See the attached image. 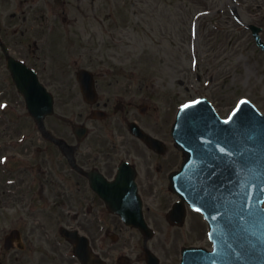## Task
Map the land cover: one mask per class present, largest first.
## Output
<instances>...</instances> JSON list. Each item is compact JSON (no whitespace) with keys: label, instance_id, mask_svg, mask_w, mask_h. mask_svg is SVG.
Returning a JSON list of instances; mask_svg holds the SVG:
<instances>
[{"label":"rangeland","instance_id":"rangeland-1","mask_svg":"<svg viewBox=\"0 0 264 264\" xmlns=\"http://www.w3.org/2000/svg\"><path fill=\"white\" fill-rule=\"evenodd\" d=\"M23 1L0 0L1 29L12 31L13 13L20 22L26 17L33 19L35 12L26 7L31 3L23 4ZM67 1L73 10L69 12L72 19L78 15L77 7L84 6V18L78 15L77 25H64L51 14V25L29 34L31 40L12 45L17 50L16 55L41 69L44 80L57 95L56 113L47 119V127L53 124L55 131L70 133V120H77L82 111L79 101L67 104L64 100L70 86L73 88L70 94L77 95L75 84L69 85L67 90L61 88L60 82L50 79L51 70L57 73L56 69H69L64 75L68 79L72 76L66 74L76 67L113 71L115 86H120L126 97L132 94L135 98L146 97L154 109L142 118L153 126L154 132L167 139L171 152L179 154L180 159L182 154L174 146L169 131L185 102L207 96L220 115L228 117L238 102L247 97L264 112V52L248 28L251 23L264 26V0ZM38 7L36 15L39 17L48 7L45 0H40ZM34 41L38 42L37 50ZM143 81L146 87L141 90L138 84ZM1 87L5 94L0 99L11 104L6 115L16 121L10 127L9 122H4L6 138L10 137L8 133L14 136L28 133V140L18 148L29 147L36 152L39 145L44 146L33 142L34 135L40 134L39 127L30 118L7 76ZM156 119L161 127L154 124ZM72 204L76 210V201ZM52 206L54 220H48L50 225L56 221L55 217L63 219L64 223L71 221L59 206ZM12 213V210L0 209V249L4 234L15 223ZM137 238L135 235V241ZM159 248L164 254L169 249L166 254L171 252V257L177 261L176 247ZM132 253L136 264H145L142 250ZM29 254V250L18 253L20 264H27Z\"/></svg>","mask_w":264,"mask_h":264},{"label":"flooded vegetation","instance_id":"flooded-vegetation-1","mask_svg":"<svg viewBox=\"0 0 264 264\" xmlns=\"http://www.w3.org/2000/svg\"><path fill=\"white\" fill-rule=\"evenodd\" d=\"M61 1V9L57 10L53 8L54 2L45 0L46 5L53 8L51 11L55 17H63L61 23L77 25L78 18H69L67 0H59L56 4ZM29 2L31 4L26 7H31L32 12H35L32 20L26 17L20 22L16 18L17 14H14L13 35L0 28V34L4 38L9 37L8 41L20 44L23 38L31 40L29 34L39 27L45 29V26L51 25L50 21L53 19L50 16L44 13L39 17L36 15L40 0H24L23 4ZM77 8L84 15V7ZM23 27L25 29H21ZM3 71V56L0 55V97L5 94L1 87ZM73 71L70 76L77 72L76 69ZM112 76L111 71H105L104 68L94 71L98 92V99L94 104L87 103L82 94L72 96V86L64 98L67 104L76 100L82 105L77 123L88 126L83 138L80 139L74 132H57L56 127L49 124L52 130L50 133L56 139L52 135L42 137L40 133L39 138L34 135V144L45 143L44 147L38 146L36 152L29 147L7 149V152L14 151L17 155L6 158L7 163H0V209L12 210V218L15 219L12 228L19 230L23 239V243H16L15 247H24L16 249L14 255H11L14 264L21 263L18 253L27 250L30 251L27 264H80L74 255L73 244L61 235H56V229L61 227L63 219L55 217L56 221L49 224V219L54 220L52 204L59 206L68 217V212L74 211L72 220H66L67 223H72L68 226L88 236L93 251L108 264H136L133 263L132 251H141L144 247H150L159 256V264H181L185 247H215L211 235L212 223L200 212L186 206L183 221L170 217V210L181 200L170 188V175L179 168L180 155L173 154L170 148L165 153H159L132 134L128 123L136 121L147 132L166 139L154 132L153 126L142 118L144 113L154 109L153 105L149 101L133 102L123 99L127 95L121 91L120 86H115L117 84L113 82ZM60 79L62 89L68 90L69 85H77L72 83L73 77ZM96 116L104 118L96 119ZM72 121L73 119L70 120L71 123ZM154 124L161 127L157 119ZM4 135L0 132V137ZM8 135L12 138L19 136H14V133ZM59 139L65 142L58 143ZM123 162L129 164L120 170ZM120 171L122 183L132 185L131 180L135 179L142 199L143 216L153 229L152 236L147 239L138 227L126 224L120 215L112 212L101 192L95 189V186L105 184V180H115ZM104 190L113 195L112 198L114 192H130L126 188L118 192L111 188ZM219 199L210 196V200ZM73 201H76V210ZM161 204L164 206L161 207ZM59 213L60 211L56 212V216ZM219 214L223 223V219L228 216V207H224ZM135 235L138 237L136 241ZM162 235L166 237L162 238ZM159 247H176L177 261L171 257V252L166 254L169 249L164 254ZM118 252L128 254L116 255ZM6 253L8 252L2 251L0 255L3 264L6 263Z\"/></svg>","mask_w":264,"mask_h":264},{"label":"water","instance_id":"water-1","mask_svg":"<svg viewBox=\"0 0 264 264\" xmlns=\"http://www.w3.org/2000/svg\"><path fill=\"white\" fill-rule=\"evenodd\" d=\"M251 27L259 44L264 48L258 34L260 28L255 25ZM9 61L13 68L15 61L12 58ZM243 101L246 103L241 105V110L232 116L230 123L225 124L205 100H200L202 103L199 105L196 103L189 108H183L178 119L181 127L178 129L176 126L175 133L179 145L184 147L192 159H202L203 170H206L203 158L206 161L207 152L216 153L223 158L226 170L223 178L228 180L229 196L240 197L241 205L249 204L242 201L251 197V205L255 207L256 216L260 219L258 224L251 226L252 230H248L243 212L240 211V264H264V114L249 100ZM51 108L50 104L47 112L50 113ZM219 148L224 152H220ZM240 163L245 166L243 170L250 171L246 173L250 179L244 189L240 187ZM187 168L188 165L185 170ZM180 180H183V172L176 177V187L181 194L189 195V188ZM192 196L195 197L193 193ZM197 196H202V193L198 191ZM193 201L199 203V207L203 209L207 207L203 199L197 198ZM235 211L237 212L236 208ZM234 217L236 218L229 223L236 229L238 216ZM217 239L219 241V237ZM223 249L224 247H216V250L208 252L205 249L190 248L186 251L187 264H221L220 258L225 253Z\"/></svg>","mask_w":264,"mask_h":264},{"label":"snow or ice","instance_id":"snow-or-ice-1","mask_svg":"<svg viewBox=\"0 0 264 264\" xmlns=\"http://www.w3.org/2000/svg\"><path fill=\"white\" fill-rule=\"evenodd\" d=\"M196 103H199V101H193L191 104H185L182 107L186 109V108L193 106ZM244 103H246V101H240V103L236 107V110H234V112L232 113V116H235L237 114V112L241 110V105H243ZM232 116H230L229 119L225 120L223 123H225V124L230 123Z\"/></svg>","mask_w":264,"mask_h":264}]
</instances>
